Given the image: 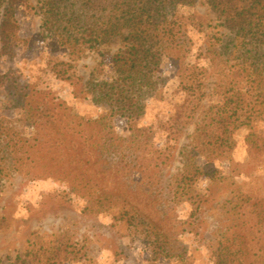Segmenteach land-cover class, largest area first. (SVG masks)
I'll use <instances>...</instances> for the list:
<instances>
[{"label":"trees","instance_id":"obj_1","mask_svg":"<svg viewBox=\"0 0 264 264\" xmlns=\"http://www.w3.org/2000/svg\"><path fill=\"white\" fill-rule=\"evenodd\" d=\"M18 1L0 0L1 57H12L19 39L15 12ZM195 2H42V33L49 47L54 51H67L71 62L114 36L122 35L125 49L113 58L116 78L112 82L93 81L92 91L94 100L106 104L111 115L126 117L131 124L127 135L109 130L101 121H97L99 125H67L63 128L53 125L59 143L54 140L55 152L46 156L50 170L85 199V214L109 213L132 226H140L153 254L177 258L184 263L188 262L187 247L179 239L176 228L170 226L171 213L163 214L164 209L167 206L172 211L174 204L182 202L201 209L204 197L198 191V182L205 176L221 175L215 163L232 160L238 130H248L249 152L263 156L264 177V0H207L218 20L223 21L221 25L235 30L231 40L222 36L219 52L211 50L214 62L220 59L229 65L230 79H216L213 86L207 88L205 80L209 69L198 64L178 68L182 90L173 116L175 125H169L168 130L182 135L194 119L199 121L189 148L183 152L181 169L166 182L167 194L159 176L160 169L154 162L155 154L148 147L154 142L155 132L135 121L145 112L146 99L155 96L163 82L159 74L160 44L170 41L176 48L183 46L191 50L195 44L193 31L206 34L207 24L201 14L192 12L184 18L177 14L179 7L193 6ZM0 86L11 93L18 107L28 109L27 120L38 131L39 120L52 111L46 105H37L31 84L20 81L18 73L10 69L0 73ZM215 93L221 98L206 105L205 101ZM24 140L17 132L10 134L0 125V192L14 167L15 148L23 147ZM202 157L207 163H201ZM135 173L151 177L154 174L152 178L155 179L136 182ZM252 194L243 193V201L249 203L248 208H262L263 205V210L255 211L256 214L249 212L244 224L249 225L248 220L255 221L250 225L253 231L249 229L253 235L259 220L263 222V231L258 230L261 234L256 242L251 235L240 234L241 239L236 242L225 237L213 251L214 264H264V194L263 197ZM65 258L62 245L55 244L48 250L28 251L10 259V264H62ZM0 264L3 263L0 261Z\"/></svg>","mask_w":264,"mask_h":264},{"label":"rangeland","instance_id":"obj_2","mask_svg":"<svg viewBox=\"0 0 264 264\" xmlns=\"http://www.w3.org/2000/svg\"><path fill=\"white\" fill-rule=\"evenodd\" d=\"M42 2L19 0L15 4L19 39L12 57L0 56V73L15 70L20 81L31 84L37 105H46L52 111L39 120L37 124L41 126L37 131L27 120L28 109L18 107L11 93L0 86V125L10 134L15 131L25 139L23 147L15 148L14 167L0 192V261L10 264V259L28 251L48 250L61 244L66 255L62 264H214L213 251L225 237L236 242L241 239L240 234L251 235L256 242L261 234L258 230L263 231V222L257 220L252 235L249 229L255 221L248 220L249 225L244 221L249 212L263 210V205L248 208L249 203L243 201L242 194L250 192L263 197V156L249 152L248 130L244 128L236 133L232 160L215 163L221 175L199 180L197 188L204 197L201 209L186 202L174 204L172 211L167 206L164 209L163 214L171 213L170 226L176 228L179 239L187 247L188 262L153 254L140 226H132L109 213L83 212L85 199L74 193L67 182L56 178L48 166L46 158L55 152L53 141L59 143L53 125L63 128L99 125L97 121H101L119 135L130 132V120L111 115L106 104L94 100L92 91L93 81H114L117 73L113 58L125 49V44L122 35H117L71 62L68 52L52 50L42 33ZM192 12L203 16L206 34L193 31L195 44L191 50L183 46L176 48L170 41L160 44L159 74L163 82L155 96L146 99L145 112L135 120L155 132L154 142L148 147L155 154L154 162L160 169L166 194L169 191L166 182L181 169L183 152L189 148L199 121L194 119L182 135L168 130L169 125H175L173 116L182 90L178 68L198 64L209 69L205 80L207 88H211L216 79H230L229 65L220 59L214 62L211 50L219 52L220 39L231 40L234 28L221 25L223 21L218 20L207 0H196L193 6L177 9L180 18ZM204 47H207L205 51ZM220 98L221 95L215 93L205 104ZM201 163H207L204 157ZM152 177L135 173L134 180L155 179Z\"/></svg>","mask_w":264,"mask_h":264}]
</instances>
